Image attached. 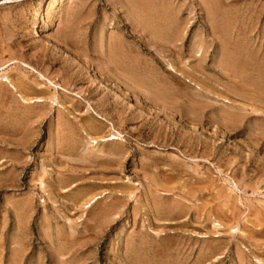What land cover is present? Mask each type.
I'll return each instance as SVG.
<instances>
[{
    "label": "rangeland",
    "instance_id": "374dc122",
    "mask_svg": "<svg viewBox=\"0 0 264 264\" xmlns=\"http://www.w3.org/2000/svg\"><path fill=\"white\" fill-rule=\"evenodd\" d=\"M0 264H264V0H0Z\"/></svg>",
    "mask_w": 264,
    "mask_h": 264
},
{
    "label": "bare ground",
    "instance_id": "6f19581e",
    "mask_svg": "<svg viewBox=\"0 0 264 264\" xmlns=\"http://www.w3.org/2000/svg\"><path fill=\"white\" fill-rule=\"evenodd\" d=\"M131 7V6H130ZM152 23V22H151ZM79 46V45H78ZM114 46H116V45H114ZM119 47V46H118ZM121 47V46H120ZM114 48H116V47H114ZM114 48H113V51H114ZM121 49V48H120ZM111 50V49H110ZM119 50V49H118ZM112 51V50H111ZM112 51V52H113ZM116 51V50H115ZM65 52H67V53H69V51H67V50H65ZM118 53V52H117ZM69 55V54H68ZM123 55H124V53H123ZM112 57V56H111ZM115 57V56H114ZM68 58V57H67ZM108 58V57H107ZM110 58V57H109ZM106 62V61H105ZM108 62V61H107ZM24 64V63H23ZM110 64H111V60H110ZM26 65V64H25ZM85 65V64H84ZM90 65V64H89ZM109 66V65H108ZM107 66V67H108ZM32 68V67H31ZM34 70V69H33ZM92 75V74H91ZM5 81H8L7 79L5 80ZM6 84V83H5ZM8 84V83H7ZM53 88H55V89H61L59 86H57V85H55L53 82H50L49 83ZM35 88V87H34ZM3 90V89H2ZM62 90V89H61ZM32 98V97H31ZM30 99V98H29ZM40 99V98H39ZM39 99H38V101L37 102H39ZM33 102H36V101H33ZM119 136V135H118ZM108 140H120L119 139V137H117V136H112V137H110V138H108Z\"/></svg>",
    "mask_w": 264,
    "mask_h": 264
}]
</instances>
